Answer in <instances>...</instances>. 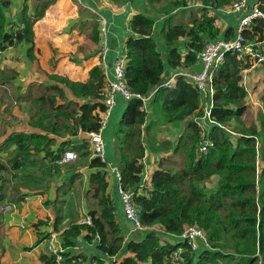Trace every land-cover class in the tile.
<instances>
[{"label":"trees","instance_id":"16d2710c","mask_svg":"<svg viewBox=\"0 0 264 264\" xmlns=\"http://www.w3.org/2000/svg\"><path fill=\"white\" fill-rule=\"evenodd\" d=\"M111 1L127 4L135 11L128 25L131 34L125 42L124 80L132 93L149 95V112L139 98L125 100L117 120L119 155L113 164L121 171L125 188L134 189L133 201L140 210L142 224L158 225L163 231L147 229L140 239L125 240L114 199L107 191V164L98 157H90L85 139L75 142L66 138L100 126L108 88L100 65L88 70L85 81L46 73V82L30 83L24 90L14 85L16 68L0 65V85L8 87L3 88L2 94L16 93L18 108L28 115V125L33 128L13 129L0 142V206L18 204L27 191L47 192L63 171L62 166L65 174L71 172L66 174L63 184L71 183L82 174L78 166L86 165L96 169L89 174L88 187L83 190L86 213L91 215L92 222H68L60 233L63 249L75 246L76 239L83 234L88 243L96 240L101 253L121 254L120 264H168V255L177 247L184 249L182 264H264V88L259 96L262 108L256 110L257 120L246 124L242 115L247 108V91L242 80L243 71L251 66L248 57L229 51L213 72L209 118L216 124L206 129L203 137L213 145L203 153L198 152L203 130L194 119L205 114L203 95L183 74L175 77L172 86L163 84L172 72L187 71L195 65L197 53L206 42L221 34L217 11L233 13L231 6L235 0ZM52 2L42 0L35 15L28 14L24 5L19 16L10 21L12 0H0V52L15 47L20 56L15 60L21 61L24 56L35 63L33 25ZM236 13L241 18L245 11ZM177 14L187 15V20H176ZM157 21L161 22L158 35L162 43L154 32ZM234 23L229 19L226 38L233 37ZM90 25L89 39L92 45L98 44L97 24ZM262 30V21L257 19L245 34L251 40H260L264 36ZM95 50L100 53V49ZM69 58L73 59L72 54ZM149 115L152 117L148 119ZM174 124H183L178 136L171 135L168 127ZM58 138L65 139L57 143ZM69 149L76 152V159L58 164L56 161ZM146 149L160 155V159L149 175V188L137 192ZM181 152L183 163L176 159ZM12 180L21 186L16 195L9 187ZM206 182L213 185L208 187ZM57 200L45 201L56 213L54 230L65 218L53 205ZM2 220L1 209L0 223ZM38 224L42 221L35 225ZM189 225L204 231L209 249L199 245L191 250L187 243L168 238ZM48 235L44 232L43 238ZM1 255L0 252V264ZM63 255L67 264H72V259L76 264L88 259L84 253ZM99 256L90 259L102 264ZM40 260L43 264H56L53 254L42 253Z\"/></svg>","mask_w":264,"mask_h":264},{"label":"crops","instance_id":"0c3cea01","mask_svg":"<svg viewBox=\"0 0 264 264\" xmlns=\"http://www.w3.org/2000/svg\"><path fill=\"white\" fill-rule=\"evenodd\" d=\"M41 1L42 0H12L8 19L10 21L15 20L19 16L24 5L28 14L35 15V9L40 6L39 4ZM245 10L246 9H242L241 11ZM236 12L230 13V11H224L223 9L217 11V22L221 28V34L218 37L226 38L225 30L228 27L229 19L235 22L234 25H236V29L240 21L239 15ZM134 13L135 11L131 6L127 4H116L111 0H54V2L50 3L45 8L42 16L33 25L35 41L34 54L37 57V61L31 63L27 61L24 56H22L23 61L15 60L14 56L20 57L18 55L19 50L17 51L15 47H8L6 50L0 52V58H5L3 64H10V66L16 68L18 76L14 80V85L21 86L23 90L24 88L26 89L30 83L46 82V73L63 74L72 80L85 81L88 78V70L94 65H100L101 67L106 65L107 70L105 76L108 80L112 78V63L115 56L125 50L126 39L131 34L128 27L129 20ZM102 19L106 21L107 25V51L105 55H103V59L101 58V54L95 50H99L103 43L100 34H98V44L92 45V41L89 39L91 33L90 24H97L99 31L101 23L103 22ZM160 25L161 22L157 21L154 31L156 36H159L158 32ZM255 40H257V38L253 41ZM257 41L260 42L259 49L264 52V37ZM159 42L162 43L161 40ZM69 53L72 54L73 59L76 60L75 62L72 61L73 59L69 58L71 57ZM9 56L10 58L7 59ZM250 65L249 68L243 71L242 83L247 91L245 102L247 106L253 103L262 108V102L261 100H257V98L264 88V68L260 66L262 63H251ZM1 67L3 66L1 65ZM201 69L202 64L196 62L195 65L187 71L197 72ZM174 72H172L168 79H171L172 82L176 81V78L173 77ZM0 87L2 89L1 93L3 92V88H8L1 85ZM125 103L126 101L117 94L116 104L110 113L109 125L112 121H117L119 117H121ZM259 107H257V110ZM151 117L152 115H149L148 119ZM194 119L198 120L203 125L207 124L206 127L207 129L209 128L210 124L207 123V117H194ZM245 123L248 124L246 121ZM168 127L173 136H178L183 130V124H174ZM11 131L12 130H9L7 134ZM104 134L106 135L104 141L105 139L110 140L105 143L106 159L114 162V160L117 159L115 142L117 133L115 134L111 129H105ZM165 136L169 137L170 133H165ZM79 137L80 135L77 136V138ZM159 159L160 155L153 154L149 149L145 150L143 164H145V168L147 169H143L142 178H144L145 172L147 171V184L144 185L149 186V175L157 167ZM78 167H80L78 171L81 172L83 177L87 180L89 174L96 170L95 168H88L86 165ZM65 178L66 177L62 175L59 176V181L57 182L54 180L52 188L43 194H32L30 191H27V189H24L28 194L18 204L5 203L0 206V210L2 209L3 211V220L0 226L5 227L2 239L4 249L2 248L1 264H43L40 260V254H48L47 245L49 241V237L43 238V233H56L61 242L60 233L68 222H79L85 215L81 216V210L79 213L81 217L79 216V218L71 220V218L63 214L65 218L59 225V229L54 230L53 221L56 213L50 205L45 204V201L48 199L55 200L57 198L58 188L62 185ZM106 180L108 182L107 191L111 192L112 198L114 199L116 217L124 239H140L145 230L136 231L132 224L125 219L116 188V180L111 175H106ZM138 190L141 191L143 189L139 186ZM9 205L10 207L8 209L5 210V208H3ZM86 211L88 212V209H85L83 212L86 213ZM39 221H42V224L36 226L35 224ZM152 229L161 230L158 225L152 226ZM168 238L174 241L173 238ZM76 241L77 244L75 246L64 249V252L69 253V256L84 253L88 258L87 261L77 264H89L91 261L90 257L93 255H100L99 257L103 261L102 264H113L115 261H120L122 257L121 254L112 257L101 253L96 247V240L88 243L83 239V234L79 235ZM71 261L72 264H76L74 259Z\"/></svg>","mask_w":264,"mask_h":264},{"label":"built area","instance_id":"2783aa9c","mask_svg":"<svg viewBox=\"0 0 264 264\" xmlns=\"http://www.w3.org/2000/svg\"><path fill=\"white\" fill-rule=\"evenodd\" d=\"M231 8L232 11L235 12L241 11L242 9H246L245 13L240 18L239 24L235 29L234 37H217L215 39L207 41L204 46V49L197 53L196 62H200L202 64V69L200 71H180L173 73V77H176L178 74H183L186 75L193 83H195L196 87L201 92L205 100V114L202 117H207V123L209 124H216L215 121L209 118L213 95V72L217 68V66L223 61L225 53L232 51L237 53L239 56L244 55L245 57H248L250 63L253 64L264 63V52L259 49L260 42H258L257 40H249L245 34L247 30H252L253 22L259 19L262 21L263 24L262 34L264 35V0H235L232 3ZM102 21L103 22L101 23V27L99 28V34L102 38L101 40L103 41L100 48L101 58L103 59V55H105L107 51V25L104 19H102ZM126 61L127 60L125 50L115 56L112 63V78H109L107 80L108 88L107 95L105 98L106 106L105 110L102 112L100 126L97 130L86 131L85 135L86 141L88 142L91 151L90 157H98L101 162L106 163L107 165L104 168L105 171L108 173V175H111L116 180V188L125 219L128 220L134 226L135 229H143L139 216V208L135 205L133 201L134 189L132 187L125 188L124 184L122 183L121 171L115 164H113V162L108 161L106 159L105 153L104 131L107 128L110 113L116 104V95H120L123 100L139 98L144 104L143 107L146 108L148 104L149 95L144 96L138 93H132L128 90L124 80V68ZM101 68L104 74L106 75V65H103ZM173 83L174 82H172L170 79L165 81L163 84L165 86H172ZM196 121L203 130L201 134L203 140L201 141V146L198 151L199 153H203L207 150L208 147L212 146L213 143L207 137H203L207 129V124L203 125L198 120ZM76 157V152L74 150L69 149L64 151L61 158L58 159L56 162L58 164H63L75 160ZM146 175L147 171L145 172L144 178H142V180L138 184V187H143L144 183H146ZM9 207L10 205L4 206L5 210ZM91 222L92 218L89 214L84 215L80 220L81 224H91ZM48 237V254H53L55 256L56 264H67L63 255L64 249L61 247V242L57 237V234L50 233ZM171 237L173 239H179L187 243L190 246L191 250L198 249L199 245H203L204 248H210L205 233L200 227L195 225H189L185 227L180 234H174L171 235ZM183 252V247H177L176 249H174L167 257L168 264H182L184 260ZM89 264L99 263L96 260H93L90 261ZM113 264H120V261H115Z\"/></svg>","mask_w":264,"mask_h":264},{"label":"rangeland","instance_id":"374dc122","mask_svg":"<svg viewBox=\"0 0 264 264\" xmlns=\"http://www.w3.org/2000/svg\"><path fill=\"white\" fill-rule=\"evenodd\" d=\"M187 20V15L184 16H180V14H177L176 16V20ZM157 40L160 41L159 36H157ZM16 55V54H15ZM16 56H14L15 58ZM10 56L7 58L9 59ZM5 58H0V65L4 66L3 62H4ZM23 61V58H22ZM28 61V60H27ZM262 68H264V64L260 65ZM23 90V89H22ZM2 89L0 87V142L3 140V138L5 136H7V132L9 130H13V129H19V130H32L33 128H30V126L28 125V115L25 114L21 109V111L18 108L19 105V100L16 97V93L14 92L12 95H5L1 93ZM10 92H12V89H9ZM257 100H260L259 97L257 98ZM253 107V108H252ZM257 107H259L258 105L255 104H249L244 112V114L242 115V118L244 120V122L246 121L248 124H250L251 122L257 120ZM149 110V108H146ZM147 110V111H148ZM19 113V114H18ZM24 117V118H22ZM251 121V122H250ZM108 128H106V130H113V132H115V134L118 132V124L117 121H112L111 124L107 125ZM7 134V135H6ZM165 134V133H164ZM80 135L79 138H77V136ZM77 136L75 137H69L66 136V138H71V140L77 142L80 140L85 139L86 140V135L82 134V133H78ZM162 135V133H161ZM104 138H106V135L104 134ZM110 138V137H109ZM63 139L65 138H58L57 143H60ZM108 141H110L109 139H105V143H107ZM116 142V141H115ZM110 145V144H109ZM118 143L116 142V154L117 156L119 155L118 153ZM89 150V149H88ZM90 154L91 151L89 150ZM1 155H4L1 153ZM176 159H178L181 163H183V153H179L176 156ZM173 164V163H171ZM180 165V164H179ZM63 171L60 173L59 176H63L66 177V174H70V171H67L65 174V167L62 166ZM59 176H57L55 181H59ZM212 179V178H211ZM211 179H206V181H210ZM213 184L211 182H206V186L211 187ZM20 183L16 180H12L9 183V187L12 189V192L14 193V195H16L17 192L20 191L19 189ZM21 187V186H20ZM88 187V180L86 178L83 177V175H79L77 178H75L73 180V182L71 183H65L58 188L59 190L57 191V198L58 200L53 204L55 206V209H57L59 211V213H62L64 215H67L69 218H71V220L73 219H77L79 218V213L82 210V215L83 216L84 213L83 211L85 209H88V205L86 204L85 201V197H84V193L83 190L86 189ZM258 189H256L257 191ZM87 212V211H86ZM80 216V217H81ZM5 230L4 226H0V252L3 253L2 248L3 247V232ZM178 240V239H177Z\"/></svg>","mask_w":264,"mask_h":264},{"label":"clouds","instance_id":"9594fccd","mask_svg":"<svg viewBox=\"0 0 264 264\" xmlns=\"http://www.w3.org/2000/svg\"><path fill=\"white\" fill-rule=\"evenodd\" d=\"M175 83V82H174ZM173 83V84H174ZM72 162V161H71ZM144 168H145V164H144ZM143 174V173H142ZM142 180V179H141ZM144 184H147V183H144ZM149 186H150V184H148ZM149 186H147V185H143V187H142V189L144 190V189H148L149 188ZM138 192H140L139 190H138ZM4 208V207H3ZM87 214V213H86ZM85 214V215H86ZM139 216H140V210H139ZM81 220V219H80ZM140 221H141V219H140ZM79 223H80V221H79ZM141 224H142V222H141ZM133 226V225H132ZM142 226H143V229H135L134 228V226H133V228L136 230V231H146L147 229H152V227H147V226H144L143 224H142ZM159 227V229H161V230H163L160 226H158ZM155 230H158V229H155ZM204 232V231H203ZM170 237H171V235H169ZM48 237V236H47ZM172 238V237H171ZM64 253V252H63ZM114 256H116V255H114ZM113 257V256H112ZM91 261H93V260H91ZM97 261V260H96ZM121 261V260H120ZM98 262V261H97Z\"/></svg>","mask_w":264,"mask_h":264}]
</instances>
